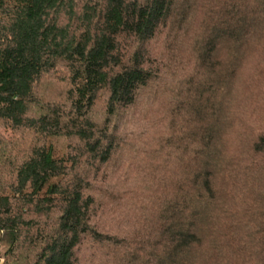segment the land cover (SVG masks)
Returning a JSON list of instances; mask_svg holds the SVG:
<instances>
[{"label": "trees", "instance_id": "16d2710c", "mask_svg": "<svg viewBox=\"0 0 264 264\" xmlns=\"http://www.w3.org/2000/svg\"><path fill=\"white\" fill-rule=\"evenodd\" d=\"M243 83L264 0H0L2 264H264Z\"/></svg>", "mask_w": 264, "mask_h": 264}, {"label": "rangeland", "instance_id": "374dc122", "mask_svg": "<svg viewBox=\"0 0 264 264\" xmlns=\"http://www.w3.org/2000/svg\"><path fill=\"white\" fill-rule=\"evenodd\" d=\"M252 65L250 61L248 67L245 69V72L249 69ZM246 79V78H244ZM247 87V88H246ZM264 85L259 84L258 86H246L245 83L240 88L241 91L245 93L246 96L249 97L250 100H246L244 105H241L240 108H244L250 114V118H245V122L249 125L251 130L256 124L261 125L264 124ZM244 95V96H245ZM255 98L257 102H255ZM21 130V129H20ZM19 131H14L13 129L9 128L5 123L0 124V135L5 138H10L17 135ZM3 248H0V264L3 262V257H1V253Z\"/></svg>", "mask_w": 264, "mask_h": 264}]
</instances>
